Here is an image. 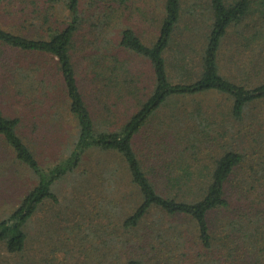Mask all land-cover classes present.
I'll list each match as a JSON object with an SVG mask.
<instances>
[{"label": "rangeland", "instance_id": "obj_1", "mask_svg": "<svg viewBox=\"0 0 264 264\" xmlns=\"http://www.w3.org/2000/svg\"><path fill=\"white\" fill-rule=\"evenodd\" d=\"M165 1L127 0L117 4L116 9L108 13L111 17L108 32L96 34L94 31L100 19H106L103 14L108 8L104 0H80V8L88 20L77 39L78 77L100 125L118 129L149 95L153 87L152 66L140 56L119 48L118 44L125 27L133 28L147 45L153 43L164 17ZM60 2L37 0V5L29 6L23 1L13 5L4 2L0 6L1 25L10 32L28 36L43 34L40 25L48 9L54 12L52 19L57 22L54 25L60 26L68 20L69 13ZM209 2L182 0V18L174 44L166 53L172 77L176 75V67L184 66L185 57L189 69L198 65L211 18L207 12ZM263 27L264 20L258 13L229 30L220 51L224 75H233L231 77L244 83L259 77L264 50L245 48L243 31ZM110 49L118 62L128 67L127 84L135 87L133 92L119 95L115 89L106 91L104 82L96 81L91 75L89 54L99 51L98 58L103 62ZM38 68L46 72L48 80L56 86L48 97L42 96L41 78H36L37 73L33 72ZM27 70L34 73L33 76H20V72L24 74ZM12 78L19 80L17 85ZM231 105L228 96L215 91L173 100L153 116L139 135L136 149L147 158L148 168L159 170L161 167L156 160L170 157L171 152L166 150L172 143L177 144L179 140L186 143L193 135L197 140L190 141L192 151L183 161L193 167L196 175L199 171L207 173L214 159L225 150L237 148L247 152L246 159L257 171L264 146L260 138L264 130L261 124L264 104L250 109L256 127L250 132L232 118ZM0 106L7 116L21 119L19 133L42 168L49 170L68 158L78 132L77 120L68 110L69 101L57 59L28 55L0 44ZM121 163V158L111 153L90 151L76 175L69 174L54 184L57 202L47 200L28 222L24 251L6 256V246L0 245V264H125L129 257H141L145 264H264L263 243L254 245L245 235L253 229L264 232V181H260V177L250 182L247 192H251L239 201H232L231 208L211 215L212 243L206 247L199 238L197 224L186 216H168L153 210L140 227L123 228L121 217L133 212L138 198L127 172L119 175L123 169ZM250 167L245 168V174L252 175ZM160 171L151 176L159 187L165 179ZM37 184V176L16 160L0 137V221L8 218ZM258 220L263 228L257 226Z\"/></svg>", "mask_w": 264, "mask_h": 264}, {"label": "trees", "instance_id": "obj_2", "mask_svg": "<svg viewBox=\"0 0 264 264\" xmlns=\"http://www.w3.org/2000/svg\"><path fill=\"white\" fill-rule=\"evenodd\" d=\"M19 1L27 3L28 6L37 5V0H0V6L4 2L13 5ZM126 1L104 0L109 11L105 9L103 15L106 19H100L97 27L94 25L96 34L108 32V25L111 22L108 13L116 9L115 5L124 4ZM59 5L67 9L68 20L60 26L54 25L57 23L52 19L54 12L48 9L40 25L43 34L34 37L10 32L4 29L0 22L1 45L28 55H45L57 59L58 72L61 73L67 102L69 101L68 110L77 120L78 130L68 158L45 170L19 133L21 119L7 116L0 106V137L11 148L16 160L38 178V184L25 194L17 209L8 218L0 221V245L6 246L8 253L6 256H15L24 251L27 240L25 227L28 222L47 200L57 202V196L53 191L54 184L69 174L76 175L78 167L90 151L108 152L122 160L123 169L119 175L127 172L136 199L138 198L133 212L121 217L123 228L140 227L153 210L168 216H186L197 224L203 245L210 247L211 215L231 208L232 201H239L251 192V190L247 192V189L250 182L254 183L256 177L264 181V146L257 163L259 165L257 171L246 159L247 152L237 148L225 150L220 157L214 159L207 173L199 171L196 175L193 167L183 161L188 158L189 151H192L193 145L190 141L197 140L193 135L186 143L182 142L184 140H179L177 144L172 143L170 149L166 150L171 152L169 157L171 159L156 160L161 167L159 170H155L154 167L148 168L147 158L141 156L136 149V143L139 135L164 105L173 100L214 91L228 96L232 101L231 115L236 123L244 130L248 128L249 132L256 128L250 109L254 105L264 104V58L262 65L259 66V77L255 81L249 80L244 83L231 77L233 75L222 73L220 51L231 28L241 26L246 19L258 13L264 20V0H210L207 12L211 18L208 31H205V41L200 48L198 65L194 69H189L185 57L184 66L176 67V75L173 77L168 70L166 53L174 44V37L182 18V0L165 1V13L159 24L158 36L150 45H147L133 28H123L119 48L130 51L150 63L153 69V87L141 105L115 130L100 125L95 119L78 77L77 39L88 20L80 8V0H61ZM243 32L245 48L264 50V27L261 30L246 28ZM93 46V50L96 51L95 44ZM110 51L105 55L106 59H102L103 62L100 61V57L98 58L99 51L89 54L88 65L91 75L96 81L101 79L104 82L106 91L107 88L115 89L119 95L133 92L135 87L127 84L128 67L125 63V66L119 63L117 56L111 49ZM33 72L37 73L36 78H41L38 88L41 89L42 96L48 97L50 90L56 86L48 80L47 73L41 68L34 69ZM19 74L22 77L33 76L30 70ZM13 82L17 85L19 80L13 79ZM261 124L264 127V118ZM260 138L264 143V130L260 133ZM248 167L253 169L252 175L244 173ZM160 170L161 176L165 178L161 187L151 177L161 173ZM229 184L233 186L229 187ZM257 226L263 228L259 220ZM245 235L254 245L256 243L264 245V232L259 233L257 229H253ZM125 264H145V261L141 257H129Z\"/></svg>", "mask_w": 264, "mask_h": 264}, {"label": "crops", "instance_id": "obj_3", "mask_svg": "<svg viewBox=\"0 0 264 264\" xmlns=\"http://www.w3.org/2000/svg\"><path fill=\"white\" fill-rule=\"evenodd\" d=\"M47 202V201H46Z\"/></svg>", "mask_w": 264, "mask_h": 264}]
</instances>
